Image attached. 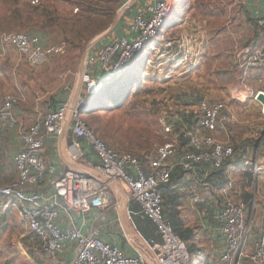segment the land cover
<instances>
[{
	"label": "built area",
	"instance_id": "2783aa9c",
	"mask_svg": "<svg viewBox=\"0 0 264 264\" xmlns=\"http://www.w3.org/2000/svg\"><path fill=\"white\" fill-rule=\"evenodd\" d=\"M30 3L36 5L39 0ZM176 6V0H147L125 23L117 24L105 43L88 51L79 78L83 97L80 96L73 107L68 101L62 102L26 126L13 112L19 97L6 93L3 98L0 131L16 129L21 145L12 155L16 178L9 184H0V212L15 206L25 230L37 237L41 252L52 260L70 244L74 246L73 258L67 264H153L143 252L128 255L116 245L105 242L99 227L84 229L73 221L74 217L85 218L94 209L117 210L120 197L124 196L127 201L136 202L141 213L153 224L158 240L151 239L148 249L156 263L191 264L192 257L184 241L164 214L161 187L170 182L176 167L195 171L197 165H208L211 170H218L231 160L233 147L216 137L234 121L226 104L204 98L185 104L178 100L176 113L162 110L157 121L163 141L147 159L146 166L131 153L111 148L88 127L82 116L90 99L120 78L137 59L146 58V69L151 65L150 55L158 61H169L175 58V50L183 51L184 58L190 52L196 53L194 37L187 41L168 37L169 29L174 26L169 20ZM77 11L75 7L74 12ZM255 21L258 27H264V3ZM8 45L32 67L45 66L68 50L64 40L44 45L36 33L3 31L0 33V59L6 55ZM234 63L244 71H264V46H241L234 53ZM66 75L63 71L59 73L62 79ZM0 76H3L1 69ZM67 84L64 89L70 91ZM233 89V99L255 103L264 115L263 104L257 99L260 92L264 95V90H253L247 85ZM35 97L41 99L43 92L37 91ZM67 120L71 133L68 159L75 166L65 168L52 181L49 191L39 192L35 189L44 180L46 167L42 151L45 140L60 134ZM182 143L186 150H180ZM254 156L255 175L260 164L259 154ZM60 214L68 220L64 226L60 224ZM215 221V230L223 237L221 259L231 264L249 232L245 203L223 197ZM253 247L254 252L244 256L255 264H264V217ZM2 264L12 263L5 260Z\"/></svg>",
	"mask_w": 264,
	"mask_h": 264
},
{
	"label": "rangeland",
	"instance_id": "374dc122",
	"mask_svg": "<svg viewBox=\"0 0 264 264\" xmlns=\"http://www.w3.org/2000/svg\"><path fill=\"white\" fill-rule=\"evenodd\" d=\"M30 1L0 0V33L33 30L47 34L50 40L67 42V53L48 63L51 75L46 69L43 72L30 71L27 62L21 66L26 74L42 75V86L47 85L56 90L61 81H69L72 87L76 85L79 64L88 44L112 24L127 0H39L36 5ZM78 1L90 8L78 6ZM176 2L172 23H177L169 29L168 37L185 41L194 37L196 53L190 52L184 58L183 51L175 50V58L169 61H158L150 55L148 60L151 65L146 69V58L137 59L85 108L82 112L83 120L111 148L131 153L142 160L153 156L156 147L163 141L161 126L157 121V115L162 110L169 109L176 113L178 100L183 104L201 98L217 100L226 104L234 116L231 125L217 133L219 139L233 147L231 160L235 159V150L244 149L248 153L254 150L255 155L259 154L258 164L261 166L264 153H259L258 149L264 146V115L255 103L231 97L232 89L242 88L243 85L253 90L264 88V71H244L234 63L236 49L249 42V35L255 32V25L249 17L233 10L232 3L235 0ZM75 7L78 8L77 12H74ZM122 15L118 22L123 18ZM7 47L13 48L9 45ZM12 57L10 54L3 67L7 71L5 85H11L17 77L19 67L14 69ZM62 71L67 74L64 79L59 77ZM23 82L24 86L32 88L25 80ZM80 95L83 97L82 92ZM241 158L244 160L243 165H247L253 172L248 187L255 192L258 183L255 184L254 176L260 177L264 171L257 169L254 175L252 155H242ZM233 174L231 183L234 187L228 190L231 193L228 198L241 201L239 194L243 189L240 186L246 181L242 170L234 169ZM217 196L213 197L214 206L219 203L220 195ZM255 198L258 209L261 202L258 190ZM248 199L252 201L251 193ZM175 208L169 209L178 216ZM16 215L14 211V214L9 213L0 221V264L5 260L12 264H38L30 262L31 256L26 255L28 245L32 246L34 252L37 251L35 247L38 240L28 234ZM136 221L138 224L142 222L139 217H136ZM192 245L196 246L194 243Z\"/></svg>",
	"mask_w": 264,
	"mask_h": 264
},
{
	"label": "crops",
	"instance_id": "0c3cea01",
	"mask_svg": "<svg viewBox=\"0 0 264 264\" xmlns=\"http://www.w3.org/2000/svg\"><path fill=\"white\" fill-rule=\"evenodd\" d=\"M146 2L147 0H136L131 7L127 8L122 13L123 18L120 22L125 23V21L130 19L133 14ZM263 3L264 0H235L232 5L234 6L233 10L235 12L236 10L240 11V13L244 14V16L246 12L249 11V18L254 24L255 17L258 15V10ZM176 23L171 22L172 25ZM31 32L38 33L44 45L53 44L54 42L56 43V40H50V38L46 36L47 34L43 32L33 30H31ZM261 37L263 39V34L260 35V31L257 29L254 33L249 35L248 40H250L253 44L264 46V41L261 40ZM107 40L108 38L102 40L96 46H101ZM245 45H248V43ZM10 54L13 55V60L11 61L12 66L14 62V69L19 68L17 69L18 73L16 74V80H14L11 85L10 83L5 85L4 77L6 76L5 73L7 74V71L3 67ZM24 63H26V61L17 54L15 49L11 47L6 48V55L0 59V69L3 73V76H0V106L6 93H13L17 95L19 97V102L14 107L13 112L17 119L24 125L27 126L33 124L43 113L50 109H56L62 102L68 101L71 107L78 102L79 97L81 96V89L79 94L74 96L76 88L75 84V86L72 87L69 81H61L57 84L56 90H52L51 87L48 88L47 85V87L42 86L41 77L43 76L24 73L21 67L25 65ZM27 66L30 71L39 70L40 72H43L44 69L49 70V64L42 67H32L28 64ZM48 73L50 75L52 74L50 70ZM23 80H25L29 86H32V88L24 86L25 83ZM45 80L47 81L48 77H46ZM66 84L70 87L69 90L71 92L64 89V85ZM261 90H264V88ZM37 91L43 92V97L41 99H37L35 97V93ZM63 127H65V130L61 141L60 134L63 132ZM61 133L53 135L45 140L42 151V157L46 167L44 180L42 184L36 187V189L34 188L39 192L49 191L51 189L52 181L56 179V177L65 168L70 166L67 162L69 158L68 145L71 140L69 122L67 123L66 121V123H64ZM216 137L218 138L217 134ZM20 145L18 131L16 129L0 131V184H9L16 178L17 172L12 161V155L20 148ZM180 150H186V145H184V143L181 144ZM254 154V150L249 153L247 151V155H252V157H254ZM178 170L180 171L177 172V178H174L176 183L172 186L174 194L178 197V204L174 205V207H176V211L178 212V216H175L171 211V218L174 223H181L179 224V227L185 231L184 233L191 234V236L188 237L187 245H192L194 243L197 248V252L191 255L193 261L197 264H230L222 261L221 259L224 244L222 235L217 233L215 230V215L221 206L220 200H222L223 197L230 196L231 193L228 190H233L234 184L229 181L226 186L216 191L217 194L220 195V198L218 200V206H214V198L218 196L212 195V191H209L206 184H201V181H203L212 172L209 166L197 165L195 171L182 170L181 172V169H177L176 171ZM259 170L261 172L264 171V163L259 166ZM233 175V173H230V177H233ZM257 183L258 186H256L255 192H253V190H249L247 183L240 186V189L251 193L252 198V201L250 200L249 202L250 207H248V209L246 207V220L247 223H249V232L247 233L246 238L240 246L238 252L233 257L231 264H255L253 261L246 258L244 254H252L254 252L253 241L259 236L262 226L264 217V174H261L260 177L258 176ZM257 190L260 192L261 199L258 209L257 200L255 198ZM242 195L243 191H241V195L239 194V200L244 202L245 198H243ZM14 211L17 213L16 207L12 205L5 211L0 212V215L6 214L4 215L6 217L9 213L14 214ZM127 212L131 226L141 239L133 237L125 229L122 218V205L120 201L117 210L109 209L107 211H101L94 209L92 212L87 214L85 218L81 219L74 217L73 221L76 226H83L84 229L99 227L101 237L105 242L116 245L128 255H135L138 251L147 255V252L144 251L139 241L143 239L142 242L147 247L148 242L151 239L158 240V236L152 225H146L142 222H139V224L137 223L136 217H139V219L142 217L140 216V211L136 202L128 201ZM167 212L170 211L167 209ZM167 215L168 214H166V216ZM16 216H18V214ZM59 218L61 225L64 226L68 223L67 218L62 214L59 215ZM35 248L37 251L33 252V254H31L28 250L26 251V255L28 257L29 255L31 256L29 257L30 262L33 263L67 264L73 258L74 246L70 244L67 245L64 252L59 254L54 259L56 262L41 252L39 242Z\"/></svg>",
	"mask_w": 264,
	"mask_h": 264
},
{
	"label": "trees",
	"instance_id": "16d2710c",
	"mask_svg": "<svg viewBox=\"0 0 264 264\" xmlns=\"http://www.w3.org/2000/svg\"><path fill=\"white\" fill-rule=\"evenodd\" d=\"M77 5L82 7V8H86V9H89L90 7H86L84 4H81L80 1L77 2ZM247 17H249V11L246 12L245 14ZM250 19V18H249ZM52 20V19H50ZM48 21V22H51V21ZM251 20V19H250ZM254 25L256 27L255 31L257 29H259L260 31V35L263 34V39L261 37V40L264 41V27H258L257 26V23L256 21L254 20ZM120 22H118L119 24ZM29 33L31 34H35L34 32H31V31H28ZM248 44H252V45H255V46H259L257 44H253L250 42H248ZM188 122L189 123H192V120L188 119ZM245 145V143H244ZM236 149H238V147H236ZM236 151V154H235V159L234 160H231V161H228L224 166H222L220 169L218 170H212V172L203 180L201 181V184H206V186H208L209 188V191H212V195H217V192L218 190H220L221 188H223L224 186H226V184L230 181L231 182V177H230V173H233L234 169H238V170H242V176H243V179H245V183H247V185H250L249 184V180H251V177L253 176V172L248 168L247 165H243V161L242 160L243 158H241V156L243 155V157H245L247 155V151H245L244 149H241V150H235ZM264 151V146L261 148L260 152L261 153H264L262 152ZM142 163L146 166L147 164V159H142L141 160ZM177 169H181V167H176L175 170L171 173V177H170V182L165 184L164 186L161 187V192H162V195H163V201H162V204H163V209H164V214L166 212V214H168L167 217L166 214L165 216L169 219L172 227H173V230L174 232H176L179 237L184 241L186 247H187V250L189 252L190 255H193L195 252H197V248L196 246L194 247L193 245H187L186 241L188 240V237L191 236L190 233H184L185 231H183V229H181L179 226V224L181 223H174V221L172 220L171 218V211L169 208H173L174 205L178 204V197L174 194L173 190H172V186L176 183L175 182V179L174 178H177V172H179L180 170L176 171ZM184 171V170H183ZM181 172H182V169H181ZM179 174V173H178ZM257 175L254 176V179H255V184H257ZM244 199V202H245V205L248 209V207H250V200L248 199L250 197V193L248 191H244L243 190V195H242ZM137 204V203H136ZM138 205V204H137ZM138 208H139V211H140V216L142 217L140 220L142 221V223H145L146 225H152L153 224L151 223V221L149 219H147L142 213H141V210H140V207L138 205ZM167 209L170 211V212H167ZM6 214H1L0 215V221H2L3 219H5V216ZM154 229V227H153ZM141 230V229H139ZM142 231V230H141ZM31 237H34L36 240L37 237L35 235H33L32 233H28ZM39 242V241H37ZM28 244V243H27ZM26 249L28 251H30L31 254H33L34 252V249L32 248V246L30 247V245H28V247H26ZM192 257V256H191ZM193 259L191 260V264H193ZM194 264H197L194 262Z\"/></svg>",
	"mask_w": 264,
	"mask_h": 264
},
{
	"label": "water",
	"instance_id": "95a60500",
	"mask_svg": "<svg viewBox=\"0 0 264 264\" xmlns=\"http://www.w3.org/2000/svg\"><path fill=\"white\" fill-rule=\"evenodd\" d=\"M136 0H127L121 7H120V11L117 15V17L114 19V21L112 22V24L106 29L104 30L103 32H101L100 34H98L94 39H92L90 41V43L88 44L87 48H86V51L84 52V54L82 55V58H81V61H80V64H79V70H78V77H77V82H76V88H75V93H74V96H76L77 94H79L80 92V75L82 73V70H83V62H84V57L86 55V53L88 51H90L94 46H96L98 43H100L104 38H106L114 29L115 27L117 26L118 24V21H119V18H120V15L129 7H131V5H133L135 3ZM105 88V87H104ZM257 99L263 104V112H264V95L263 93H259L258 94V97ZM69 121L67 120V123ZM66 127V126H65ZM65 127H63V132L60 134V138H61V141L63 139V136H64V130H65ZM68 164L70 166H75L69 159L67 160ZM118 191V187L116 185H113ZM121 193V191H119ZM120 202H121V205H122V218H123V221H124V226H125V229L127 230V232L132 235L133 237H138L141 239V237L137 234V232L134 230V228L131 226L130 224V221H129V217H128V212H127V205H128V201L125 199L124 196L120 197ZM143 240V239H142ZM139 241L140 242V245L142 246V248L144 249L145 252H147V256L150 258V260L152 261L153 264H157L156 261L152 258V256L150 255L149 253V249H148V245L147 247L143 244V242Z\"/></svg>",
	"mask_w": 264,
	"mask_h": 264
},
{
	"label": "bare ground",
	"instance_id": "6f19581e",
	"mask_svg": "<svg viewBox=\"0 0 264 264\" xmlns=\"http://www.w3.org/2000/svg\"><path fill=\"white\" fill-rule=\"evenodd\" d=\"M170 22H172V17L170 18V20H169ZM101 91H103V90H101ZM100 91V92H101ZM99 92V93H100ZM99 93H97L95 96H93L91 99H90V101H89V103H88V105L86 106V107H88L91 103H93V101L95 100V99H97L99 96H97V95H99Z\"/></svg>",
	"mask_w": 264,
	"mask_h": 264
}]
</instances>
